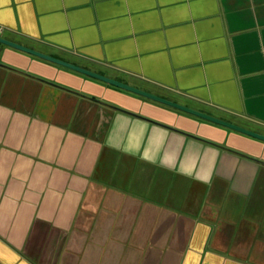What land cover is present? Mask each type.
Wrapping results in <instances>:
<instances>
[{"label":"crops","instance_id":"0c3cea01","mask_svg":"<svg viewBox=\"0 0 264 264\" xmlns=\"http://www.w3.org/2000/svg\"><path fill=\"white\" fill-rule=\"evenodd\" d=\"M0 36L264 135V0H0ZM0 264H264V141L0 44Z\"/></svg>","mask_w":264,"mask_h":264},{"label":"water","instance_id":"95a60500","mask_svg":"<svg viewBox=\"0 0 264 264\" xmlns=\"http://www.w3.org/2000/svg\"><path fill=\"white\" fill-rule=\"evenodd\" d=\"M0 44H4L6 46L18 49V50L26 52V53H29V54H31L33 56L39 57L41 59H44V60H47V61H50V62H53V63L58 64V65H61L63 67H66V68H69L71 70L77 71L79 73L85 74V75L90 76L92 78L101 80V81L106 82L108 84H111L113 86L119 87L121 89L133 92V93L138 94L140 96L149 98L151 100L157 101L159 103L165 104V105L173 107L175 109L187 112L189 114L195 115V116L200 117L202 119H205V120H208V121L223 125L225 127L231 128V129H233L235 131L241 132V133L246 134L248 136H251L253 138H256V139H259L261 141H264V135L259 134L257 132L251 131L249 129L243 128L241 126H238V125L230 123V122H226L224 120H221L219 118L213 117V116L208 115V114H205L203 112L191 109V108L186 107L184 105H181L179 103H176V102H173L171 100L162 98L160 96L151 94L149 92H146V91H143L141 89L135 88V87L130 86L128 84H125L123 82H120V81L114 80L112 78L106 77L104 75L98 74L96 72L90 71V70L85 69L83 67H80V66L74 65L72 63L63 61L61 59L55 58L53 56L44 54V53L39 52L37 50L25 47V46L20 45L18 43H15V42L9 41V40H7L5 38H2L1 36H0Z\"/></svg>","mask_w":264,"mask_h":264}]
</instances>
